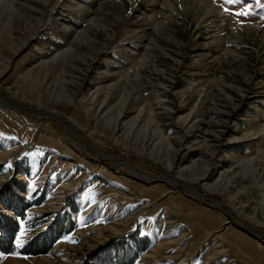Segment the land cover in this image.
Here are the masks:
<instances>
[{
    "label": "rangeland",
    "instance_id": "1",
    "mask_svg": "<svg viewBox=\"0 0 264 264\" xmlns=\"http://www.w3.org/2000/svg\"><path fill=\"white\" fill-rule=\"evenodd\" d=\"M0 74V264H264V0H0Z\"/></svg>",
    "mask_w": 264,
    "mask_h": 264
},
{
    "label": "bare ground",
    "instance_id": "2",
    "mask_svg": "<svg viewBox=\"0 0 264 264\" xmlns=\"http://www.w3.org/2000/svg\"><path fill=\"white\" fill-rule=\"evenodd\" d=\"M148 1H150L151 3H158L159 2V0H148ZM84 5H86V4H78V6H71V7H75V11H77V13L79 12L80 14H78V16H77V19H76V16H74V14H73V12H71L70 11V13L69 14H71V15H73V17H75V18H73L74 20H75V24H77V23H80L83 19H85L86 17H87V12H86V10L88 9H86V8H83V6ZM143 5V6H142ZM168 6V5H167ZM139 7V8H138ZM148 8V6L146 5V3H142V4H140V5H138L137 6V8L136 9H138V10H146ZM74 9V8H73ZM74 11V12H75ZM144 12V11H143ZM147 14V12H144V14ZM213 12H210L208 15H210L209 16V19L210 20H212V19H218V17H216V16H213V14H212ZM142 14V13H141ZM51 17V16H50ZM54 18H56V19H59L60 17H59V15L58 14H55L54 16H53ZM220 17V16H219ZM69 18V20L71 19L70 17H68ZM67 18V19H68ZM58 21V20H57ZM213 23H215V22H213ZM70 24V23H69ZM78 25V24H77ZM67 27H70L69 25H67ZM68 29H70V28H68ZM65 30L66 32H68L69 30ZM67 34V33H66ZM135 35V34H134ZM134 38H136V37H134ZM138 39V38H137ZM66 42V41H65ZM58 46H60V45H58ZM134 49V48H133ZM133 52V51H132ZM0 77H1V74H0ZM90 93H88V95H89ZM97 96V94L95 93H93V94H90L89 96H86L87 98H88V100L86 99L85 100V102L87 103V105H88V109L90 110V112L93 114V116L96 118V119H99V115H100V112H101V108H99V109H96V96ZM15 96H17L16 94H15ZM86 97H84V99L86 98ZM0 101H5L6 103H10V104H12V105H15L13 102H11V100H6L5 98H1L0 99ZM98 106V105H97ZM20 108V107H19ZM47 111V110H46ZM39 113V115H36L35 117H37V118H42V117H44V116H46V117H48V116H51V117H54V118H57L58 120H60L62 123H64V125H65V127L69 130V132L74 136V138L78 141V142H80V143H85L84 142V140H82L81 139V137L78 135V133L74 130V128H73V126L71 125V123L68 121V120H66L67 118L64 116V115H61V114H59V113H57V112H53V111H50V112H43V113H40V112H38ZM125 113V112H124ZM123 114V113H122ZM121 115V114H120ZM123 115H125V114H123ZM116 128V127H115ZM77 142V143H78ZM100 156H101V154H99ZM121 161V165L125 168V170L127 171V172H129V173H131V174H134V175H137V173L136 172H132V171H130V169L129 168H127V162H124V161H122V160H120ZM249 164L251 165L252 164V162H249ZM145 179H148L147 177L145 178ZM184 189H188L187 187H185V186H182Z\"/></svg>",
    "mask_w": 264,
    "mask_h": 264
},
{
    "label": "trees",
    "instance_id": "3",
    "mask_svg": "<svg viewBox=\"0 0 264 264\" xmlns=\"http://www.w3.org/2000/svg\"><path fill=\"white\" fill-rule=\"evenodd\" d=\"M25 204H26V203H25ZM26 205H28V204H26ZM23 206H24V205H23ZM25 207H26V206H25ZM18 214H19L18 216L21 217L20 212H18ZM12 225L15 227V222H13ZM60 231H62V230L58 228L57 232L61 233ZM57 232H56V233H57ZM59 233H57V235H59ZM57 235H55V236L52 237V238H51V236L48 237V240H49V241H48V245H49V246L52 244V242H54V241L56 240L55 237H57ZM9 237H10L9 235H8V236H5V238H4L5 243L2 242L3 245H2V244L0 245V249H2V250H7V249L9 248V244H10V243L8 242V240H9V241L11 240V238L9 239ZM2 239H3V238H2ZM0 240H1V239H0ZM8 243H9V244H8ZM10 245H11V244H10ZM34 246H35V245H34ZM34 246H33V247H34ZM39 249H40V248H39ZM110 264H111V263H110Z\"/></svg>",
    "mask_w": 264,
    "mask_h": 264
},
{
    "label": "snow or ice",
    "instance_id": "4",
    "mask_svg": "<svg viewBox=\"0 0 264 264\" xmlns=\"http://www.w3.org/2000/svg\"><path fill=\"white\" fill-rule=\"evenodd\" d=\"M228 2H232V0H228ZM227 11V9H226ZM246 14V12H241V13H236V15H244ZM21 243V241L19 240V237L17 238V244L19 245Z\"/></svg>",
    "mask_w": 264,
    "mask_h": 264
}]
</instances>
